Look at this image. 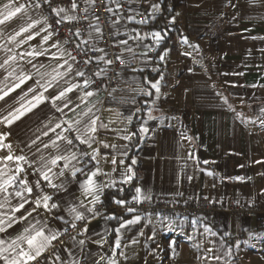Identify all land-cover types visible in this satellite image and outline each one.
I'll return each instance as SVG.
<instances>
[{"label":"crops","instance_id":"0c3cea01","mask_svg":"<svg viewBox=\"0 0 264 264\" xmlns=\"http://www.w3.org/2000/svg\"><path fill=\"white\" fill-rule=\"evenodd\" d=\"M129 1L130 23L114 25L121 40L124 70L100 109L95 95H86L91 90L76 75L79 69L65 47L52 35L43 42L49 34L46 19L39 13L45 0H0V11L9 3L13 8L24 6L22 12L0 24V95L8 92L0 100V135L6 137L0 144L11 145L10 151L0 148V170L16 175L17 161L5 158L24 156L26 162H19L24 172L17 176V184L26 177L33 186L31 196L25 193L29 201L25 209L16 213L12 208L20 200L10 195L13 189L0 192V202L9 201L0 208V219L27 216L0 233L6 242L3 247L32 225L45 235L57 236L67 225L91 221L86 230L56 250H51L53 240L35 264H264V214L250 219L215 214L151 221L127 214L94 220L96 205L113 192L117 193L113 201L132 195L154 201L256 205L264 210V0H184L167 22L168 28L162 30L153 26L159 8L154 11L152 5L157 3L148 7L150 0ZM145 10L154 12L146 23L139 18ZM64 15L73 16L74 11L70 8L61 13ZM33 21L39 23L30 32L16 35ZM135 28L156 45L171 37L168 46L155 58L148 56L145 45L130 50L123 41ZM37 31L40 34L34 39H26ZM154 32L161 33L158 44L151 35ZM89 38L96 44L95 27ZM32 51L44 54L26 55ZM22 76L30 79L15 87ZM49 81L51 86L45 91L43 86ZM157 82L159 93L151 88ZM71 85L77 87L56 101L62 109L58 111L50 98ZM40 93L49 99L28 111L29 101L36 104L33 97ZM14 112L19 118L8 126L3 118ZM90 118L96 119V131L89 133L91 146H78L75 131L62 132L70 123L74 128L83 127ZM57 123L61 128L51 131ZM142 128L147 131L141 132ZM58 133L73 143L57 139ZM60 155H75L76 159L68 168H64V160L51 164ZM85 156L95 157L93 167L84 165ZM45 162L57 187L41 179ZM76 168L83 172L73 177ZM93 171H97L93 180L100 189L96 203L81 187ZM126 176L132 178L126 180ZM38 179L40 189L34 186ZM43 195L52 197L49 203L58 207L45 210L41 206L28 216L37 197ZM77 214L83 219L77 220ZM117 239L119 248L115 247ZM0 264L5 262L0 260Z\"/></svg>","mask_w":264,"mask_h":264},{"label":"built area","instance_id":"2783aa9c","mask_svg":"<svg viewBox=\"0 0 264 264\" xmlns=\"http://www.w3.org/2000/svg\"><path fill=\"white\" fill-rule=\"evenodd\" d=\"M72 0H51V4L43 3L39 13L46 19L49 33L59 44L65 47L66 52L75 57L72 59L79 71L83 81H87V87L94 93L100 102V109L107 103L111 91L117 85L118 78L124 70L125 63L121 57V40L114 31L116 22L130 23L129 0H76L77 9L74 10L75 17L71 22L61 20L52 12L54 7H62L66 10L71 8ZM114 5V7H113ZM116 6V7H115ZM111 9V11H109ZM152 10H145L139 14L140 20L150 19ZM180 22H178L179 24ZM51 25V27H48ZM95 27L98 34L96 44L89 38L92 28ZM77 32L79 33L77 35ZM124 45L130 50L136 51L145 45L148 56H157V45L152 38L146 37L139 29L130 30L124 38ZM89 61L85 63V61ZM111 61V63H108ZM99 73V75H97ZM97 139V136H95ZM78 146H83L79 141ZM99 156L97 155V161ZM86 167H93L95 160L89 156L83 159ZM116 201H124L118 204ZM133 209V211H129ZM127 214H135L145 221L155 218L180 217L186 219L209 218L215 214H225L237 219H250L254 216L264 214V210L256 205H233L223 206L217 204H200L194 200H148L125 196L112 202L102 200L94 209V220L118 218ZM91 221H78L61 229L54 240L51 250H56L63 243L70 242L77 234L87 228ZM75 225V227H73ZM44 257V256H43ZM41 257V258H43ZM38 259L30 262L35 264Z\"/></svg>","mask_w":264,"mask_h":264},{"label":"snow or ice","instance_id":"6c2138e0","mask_svg":"<svg viewBox=\"0 0 264 264\" xmlns=\"http://www.w3.org/2000/svg\"><path fill=\"white\" fill-rule=\"evenodd\" d=\"M45 3H49L51 4V0H45ZM36 7H39V4L36 5ZM78 4L76 3V0H72L71 3V9L74 11L75 9H77ZM152 8L155 10H158L159 5H152ZM24 9L23 5H18L17 7L13 8L11 6V3L9 4H5L4 5V11H0V24H3L5 22V20H9L13 17H15L17 14H19L20 12H22ZM109 11H111V9H109ZM52 12L55 13V15L57 17H60L59 20H57V23H60L61 20H67L69 22H71L72 20L75 19V17L73 16H69V15H64L61 16V13H66V9L62 8V7H54L52 8ZM154 18V12L151 14ZM142 22H147V20H144ZM39 23V21H33L32 23L27 24L26 26H22L20 31L16 33V35H20L23 32H30V30L35 27V25ZM48 27H51V25H48ZM39 31L31 33L26 39L27 40H31L34 39L35 36L39 35ZM79 33L77 32V35ZM52 35V33H49L47 36L43 37V42L47 43L48 39L50 38V36ZM157 41V44L159 43V40L162 38L161 37V33L160 32H154L151 34ZM11 39H15V36L11 37ZM53 47H55V45H53ZM43 52H28L26 53V55L29 56H40L43 55ZM21 55H25L24 53H22ZM68 55H71V53H69ZM10 59H15V57H11ZM72 59H75V57H72ZM161 59H163V57H161ZM89 61H85V63H88ZM5 64L8 63L7 60H5L4 62ZM65 63H67V61H65ZM108 63H111V61H108ZM60 67H63V65H60ZM71 70V66L69 65L68 67V71ZM59 75H64V74H59ZM76 75L79 76H83L84 73L81 71H77ZM97 75H99V73H97ZM18 79L20 80L19 84H16L15 87H19L20 84L24 83L26 79H30V77H18ZM53 79H55V77H53ZM39 83V81L37 82ZM51 81L48 82L47 86H43L44 90L47 91V88L49 86H51ZM77 87V85H71L68 88H66L64 91H61L58 95L51 97V103L53 104L54 107H57L56 105V101L61 100L63 97H65L67 95V93L71 92L74 90V88ZM85 87H87V81L85 82ZM253 87H255V85H253ZM151 88L155 89L157 93H159V84L157 83H151ZM14 90V89H10ZM30 91H35V89H30ZM94 93L89 91L86 93L87 96H92ZM147 95H151V92H146ZM8 95V92H4L3 95H0V100L4 99V96ZM33 99L36 101V104H32L31 101H29V104L31 105L27 110L30 111L31 107H35L40 103H43L45 101V99H49V98H45L43 96L42 93L37 94L36 96L33 97ZM67 103H65L64 107H67ZM58 111H62V109H60L59 107H57ZM20 110L17 109L16 112H19ZM16 112L14 113H9L8 116H5L4 122L7 123L8 126L11 125V123L13 122V120L18 119L19 116L16 114ZM22 114V113H21ZM80 121H76L77 125H80ZM95 124H96V119H89V122H86L83 124V127H73V125L70 123L68 125V128L62 129V132H67V131H75L76 132V137L75 139L79 140L80 143L84 144L87 143L89 144V146H91V137L89 136L90 132H95L96 128H95ZM56 128H61V125L59 123H57L55 125L54 128L51 129V131H55ZM141 132H146L147 129L146 128H142L140 130ZM45 135H47V133H45ZM6 137L3 135H0V140L5 139ZM125 139H129L130 137H124ZM57 139L59 140H64L66 141L67 144L71 145L73 143L72 139H69L66 136H63L62 134L58 133L57 134ZM52 143L54 145H56L57 141L53 140ZM48 145H45V147H47ZM8 148L9 151L11 150V145H4V144H0V148ZM58 147V145H57ZM107 147V145H106ZM95 158V157H93ZM6 160H13L15 159L17 161V166L15 168V172L16 175H7V173L3 172V170H0V192H7L9 188L13 189V192L10 193V195H14L16 197L19 198L20 202L14 206L12 208V212L16 213V212H20L22 209H25V204H27L29 201L27 199V197L25 196V193H27L28 196H31L33 193V186L30 185L29 181L27 180V178H23L20 179L18 181L17 184V176L24 172V168L19 164L20 161H25L26 162V158L24 156H19V157H13L11 154L8 155L6 158ZM76 157L75 155H70V156H64V155H60L57 156L55 158H53L51 160V164L56 165L58 163L59 160H64L65 164H64V168H68L69 164L71 163L72 160H75ZM113 164L116 163L115 160L112 161ZM133 164L136 163L135 160L132 161ZM51 171V169L48 167V162H45L44 165L42 166L41 169V179L47 181V183L49 184V186L51 187H57V185L52 183V179L51 177L48 175V173ZM98 171V170H97ZM97 171H93L91 173L90 176H88V179L86 182H84L83 184H81V187L84 189L85 193L87 194H92V202L96 203L99 201V187L95 184V181L93 180V177H95L97 175ZM128 172H131V168H128L127 170ZM76 172H83V169L81 168H76L75 171L72 172V176L75 177ZM60 175H63V172L60 173ZM6 177V178H5ZM132 177L131 176H126V180H130ZM237 179H242L240 177H237ZM35 188L40 189L41 185H40V179L35 181ZM59 187H63V185L59 186ZM136 192L139 194L141 192V189L137 188ZM147 198V197H145ZM52 200V197L48 196V195H43L42 197H37V199L35 200V208H33L31 211L27 212V215L30 216L32 215V212H34L37 208L43 206V208L45 210H51L52 208H57L58 205L55 203H49ZM9 203V201L7 200V198H5L4 201L0 202V208H3L5 206V204ZM116 203L118 204H123L125 203L124 201H116ZM72 212H76L77 210L75 208L71 209ZM88 211H93V209H88ZM129 211H133V209H129ZM27 216H21V217H14L13 215H9L7 220L4 219H0V233L6 232L8 228H11L14 222H18L19 220L22 219H26ZM77 220L83 219V215L82 214H77L75 217ZM115 218V217H113ZM139 218H137L138 220ZM135 221H129V223H133ZM39 223V221L37 222ZM123 226V225H122ZM73 227H75V225H73ZM86 230V229H85ZM117 233H119V229H117ZM57 239V236L55 234H51V235H45V232L43 231V229H38L36 228L35 225H32L31 228H25L24 229V233L18 235L15 239H13L11 241V243L8 245V247H3V245L6 243L4 239H0V260H3L5 262V264H29L30 261H34L36 260L37 257H39L43 251L48 247V245L53 241ZM133 243H135V241H132ZM81 244L83 243V241L80 242ZM21 244H26L27 248L25 249L24 247H21ZM115 247L119 248L120 247V241L119 239L116 240L115 242ZM237 247H239V245H237ZM7 252L9 253L8 255H4V253ZM219 257H217L218 259ZM110 264H115V261H110Z\"/></svg>","mask_w":264,"mask_h":264},{"label":"trees","instance_id":"16d2710c","mask_svg":"<svg viewBox=\"0 0 264 264\" xmlns=\"http://www.w3.org/2000/svg\"><path fill=\"white\" fill-rule=\"evenodd\" d=\"M154 2L159 5V15H157L153 20V26H156L157 30H162L164 28H168L167 22L174 15L177 8L184 5V0H150L148 7L150 4ZM171 37L165 39L160 44L157 45V54L160 53L168 46V41ZM117 193H109L106 195L107 202H112V197L116 196ZM126 195L118 197L119 199L124 198Z\"/></svg>","mask_w":264,"mask_h":264}]
</instances>
